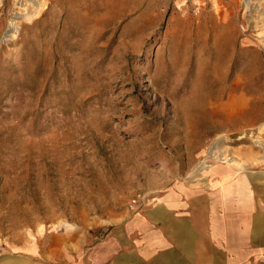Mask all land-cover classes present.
<instances>
[{"label":"rangeland","instance_id":"rangeland-1","mask_svg":"<svg viewBox=\"0 0 264 264\" xmlns=\"http://www.w3.org/2000/svg\"><path fill=\"white\" fill-rule=\"evenodd\" d=\"M183 214L264 264V0H0V253Z\"/></svg>","mask_w":264,"mask_h":264},{"label":"crops","instance_id":"crops-1","mask_svg":"<svg viewBox=\"0 0 264 264\" xmlns=\"http://www.w3.org/2000/svg\"><path fill=\"white\" fill-rule=\"evenodd\" d=\"M156 221L158 231L149 239L95 241L85 246L82 240L53 236L45 247L30 243L20 249L7 247L0 253V264H235V256L224 255L216 242L197 239L190 217L175 216L169 227L164 220Z\"/></svg>","mask_w":264,"mask_h":264}]
</instances>
